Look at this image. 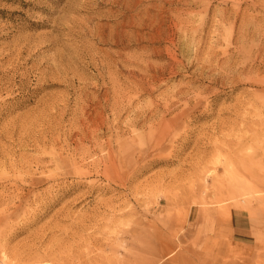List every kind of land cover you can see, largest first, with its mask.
Instances as JSON below:
<instances>
[{"label":"rangeland","instance_id":"obj_1","mask_svg":"<svg viewBox=\"0 0 264 264\" xmlns=\"http://www.w3.org/2000/svg\"><path fill=\"white\" fill-rule=\"evenodd\" d=\"M0 264H264V0H0Z\"/></svg>","mask_w":264,"mask_h":264},{"label":"crops","instance_id":"obj_2","mask_svg":"<svg viewBox=\"0 0 264 264\" xmlns=\"http://www.w3.org/2000/svg\"><path fill=\"white\" fill-rule=\"evenodd\" d=\"M190 229L187 230L188 233H191V235L196 236L195 243L197 246L200 245V243H203L205 245L208 240L211 239V231L208 229V225L204 223V221H201L200 219L195 221V223L190 224Z\"/></svg>","mask_w":264,"mask_h":264},{"label":"bare ground","instance_id":"obj_3","mask_svg":"<svg viewBox=\"0 0 264 264\" xmlns=\"http://www.w3.org/2000/svg\"><path fill=\"white\" fill-rule=\"evenodd\" d=\"M236 42V41H235Z\"/></svg>","mask_w":264,"mask_h":264}]
</instances>
